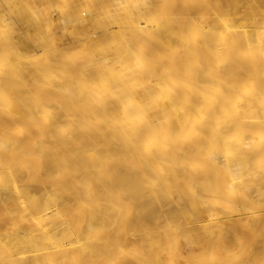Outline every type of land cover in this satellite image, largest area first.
<instances>
[{
    "label": "bare ground",
    "instance_id": "obj_1",
    "mask_svg": "<svg viewBox=\"0 0 264 264\" xmlns=\"http://www.w3.org/2000/svg\"><path fill=\"white\" fill-rule=\"evenodd\" d=\"M29 1L1 12V264H264V0Z\"/></svg>",
    "mask_w": 264,
    "mask_h": 264
},
{
    "label": "rangeland",
    "instance_id": "obj_2",
    "mask_svg": "<svg viewBox=\"0 0 264 264\" xmlns=\"http://www.w3.org/2000/svg\"><path fill=\"white\" fill-rule=\"evenodd\" d=\"M20 0H12V1H9V0H7L6 1V3H1L0 4V29H2V27H4V26H2L3 25V21H7V20H9V14L8 15H6V18H4V14L3 13H1L2 12V10L3 9H5V7H3V6H5V4H7L8 3V5H6L7 7L6 8H8V9H10L11 10V13L14 15V14H16L18 11H19V9H21L22 7H23V5H20L19 3H21V2H19ZM24 3L25 2H27L28 0H22ZM31 1H37V3L38 2H40L41 0H30L29 2H31ZM13 2V3H12ZM81 2H83V0L81 1ZM23 3V4H24ZM22 4V3H21ZM39 5V4H38ZM40 7H42V5L40 6ZM3 16V17H2ZM15 25V26H14ZM12 27H13V29H16L17 28V25L16 24H14ZM210 212V213H209ZM211 215H214L215 216V214H213V213H215V212H213V211H208L207 210V212H206V214H205V217H204V219L202 218V219H200V220H197L196 222H192V221H187V220H185V219H183L182 217L179 219V220H177L176 222H177V225L176 226H178V229H179V225H180V228L182 229V230H180V231H182V233L183 234H181V235H183V236H181V238L182 239H184V238H186V237H194V235L197 233V232H199V230L201 229V228H212L213 230H217L218 228V224H219V222H218V220H217V218H215V217H217V216H215L213 219H210L211 218V216L209 215V214ZM210 216V217H209ZM213 217V216H212ZM159 220V221H158ZM184 220V221H183ZM217 220V221H216ZM245 220V219H244ZM163 220H161L160 218L159 219H156V220H154L153 221V223H152V226H156V227H158L157 229H163V230H161V231H163V232H165V227H164V223H165V221H163ZM211 221V222H210ZM213 221V222H212ZM214 221H215V223H217V224H215L214 223ZM158 223V225H157V223ZM179 222L181 223V224H179ZM203 222V223H202ZM199 224V226H198V224ZM206 223V224H205ZM209 223V224H208ZM160 224V225H159ZM195 224V225H194ZM204 224V226H202ZM215 224V225H214ZM4 225V226H3ZM185 225H186V227H185ZM194 225V226H193ZM206 225V226H205ZM207 225H209V226H207ZM213 225H214V227L215 228H217V229H215L214 227H213ZM233 225H235V227H232V229H233V231H234V234L235 235H231V236H229L228 238L229 239H232L233 241H235L236 242V244H237V241H236V239L238 240V242L240 243L241 242V244H235V242H234V244H233V247L236 245V246H239L238 248V250H240V249H243L244 248V245H245V243H242V241H243V237H244V234H245V231H244V229L243 230H241V227H238V224H236V223H232V226ZM190 226V227H189ZM193 228V230H192V228ZM195 227H197V228H195ZM0 228H1V232L3 231V230H5V231H7V232H9L11 229H10V225L8 224V226H7V224H2V225H0ZM185 228V229H184ZM189 228H191V229H189ZM208 228V229H209ZM234 228H236V229H234ZM3 229V230H2ZM10 229V230H9ZM211 229V230H212ZM238 229V230H237ZM197 232H196V231ZM189 231H190V233H189ZM192 231V232H191ZM235 231H237V232H235ZM195 232V233H194ZM185 233H187L188 235H186ZM237 234V235H236ZM184 235H185V237H184ZM233 236H236L235 237V239H234V237ZM240 237H242V238H240ZM258 239V238H257ZM244 242V241H243ZM242 244H244V245H242ZM235 246V247H236ZM232 247V248H233ZM234 247V248H235ZM241 247V248H240ZM182 248H185V246L184 247H182ZM187 248L190 250V248L189 247H186L185 249L187 250ZM232 248H230V250H229V252L231 253V250H232ZM234 248H233V250H234ZM237 248V247H236ZM235 248V249H236ZM189 250L187 251V252H189ZM194 250L196 251V248H194ZM191 251H192V249H191ZM190 251V252H191ZM195 251L194 252H192V254L191 253H189L188 254V256H187V258H186V256L185 255H187V254H185V255H182L181 254V257L179 258L178 257V259H175L173 262L174 263H177L178 264V262H180L179 264H195L194 262L196 261L195 259H197V257L195 256ZM236 251V250H235ZM233 252V251H232ZM183 253H185V252H183ZM195 253V254H194ZM183 256H185V258L183 257ZM165 257H167L166 256V254H163V261H165L166 259H165ZM1 258L2 259H5L6 258V256H2L1 255V252H0V264H1ZM182 258V259H181ZM184 258V259H183ZM176 260H178V261H176ZM262 260H263V258H262ZM261 259H259L258 261H256L255 262V264L257 263H262L261 261H262ZM4 261H6V260H4ZM186 261V262H185Z\"/></svg>",
    "mask_w": 264,
    "mask_h": 264
}]
</instances>
